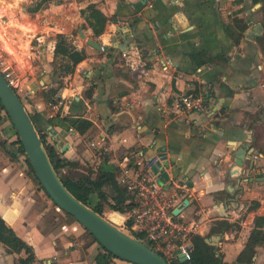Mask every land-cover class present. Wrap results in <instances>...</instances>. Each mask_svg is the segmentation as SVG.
I'll return each mask as SVG.
<instances>
[{
    "label": "crops",
    "instance_id": "1",
    "mask_svg": "<svg viewBox=\"0 0 264 264\" xmlns=\"http://www.w3.org/2000/svg\"><path fill=\"white\" fill-rule=\"evenodd\" d=\"M88 2H94L108 16L97 35L79 11ZM255 2L49 0L44 11L72 4L75 23L68 20L62 25H47L46 32L53 34L47 63L51 64L57 31L66 33L77 47H84L87 55L71 73L61 76L55 91L63 100L61 107H50L48 98L36 89L28 94L31 110L44 111L47 116L48 140L61 157L73 160L61 167L63 178L94 173L101 146L108 152L104 172L117 177L126 152L164 154L166 182H187L183 191L187 201L179 206L182 218L199 222L187 242L197 247L191 238L198 237V248L206 260L208 253L216 254L222 261L219 264L233 262L255 215H264V54L257 38L264 32V2L259 0V5L252 7ZM233 11L247 23L237 43L224 26ZM77 23L87 37L106 47L96 49L85 40L71 37ZM118 26L124 37L117 32ZM124 39L129 40L127 46ZM48 70L51 74V67ZM117 81L136 86L110 102L109 87ZM50 84L57 82L50 79L42 88ZM90 85L92 92L87 96L85 89ZM184 92L203 95L206 107L182 105L178 109L175 99ZM72 98L83 99L85 106ZM219 105L221 112H217ZM57 113L82 114L92 124L80 133L55 121ZM248 132L249 153L236 166L234 145L228 139L248 140ZM13 137L11 122L1 109L0 140L10 150L15 148ZM101 137L103 143L98 146ZM91 140L96 145L90 144ZM21 157L9 159L0 147V215L31 246L26 259L31 264H98L94 255L103 248L97 239L37 188L22 170ZM153 169L160 174L156 165ZM103 188L112 192L108 185ZM252 200L257 203L252 205ZM112 215L122 223L121 211L112 210ZM221 220L231 225L226 228ZM18 256L0 244V264H21ZM252 258V264H264V243L255 246ZM111 264L137 263L113 257Z\"/></svg>",
    "mask_w": 264,
    "mask_h": 264
},
{
    "label": "trees",
    "instance_id": "2",
    "mask_svg": "<svg viewBox=\"0 0 264 264\" xmlns=\"http://www.w3.org/2000/svg\"><path fill=\"white\" fill-rule=\"evenodd\" d=\"M49 0H36L35 4L32 6V9H38ZM61 0H55V2H60ZM259 1V0H254ZM264 2V0H262ZM80 14L84 17L88 25L92 28L93 35H97L104 29V24L108 18V16L98 8L94 2H88L84 7H80ZM238 11H233L229 16L227 22L224 23L226 32L232 37V40L237 43L242 35L243 30L245 29L247 23L245 19L237 14ZM234 28H233V27ZM258 41L260 42L261 50L264 54V32L257 36ZM109 53L107 52V55ZM87 55V51L84 47H77L72 43L69 39L68 35L62 31H57L55 33V40L52 47V56L50 59L51 63V79L52 81L57 82V85H47L40 89L39 93L48 101L51 100V96L57 91L58 87L61 85V76L71 73L77 62L83 59ZM204 60V59H203ZM201 60V61H203ZM199 61L198 63H200ZM2 71V70H1ZM3 73V71H2ZM93 85V84H92ZM92 85L86 87L85 93L87 96L91 95ZM136 86L135 83L132 85H127L124 82H113L109 87L108 98L110 102L118 96L125 94L132 90ZM21 98V96L19 95ZM22 100V98H21ZM23 101V100H22ZM72 101L80 102L83 106L85 103L83 99H74ZM24 103V102H23ZM113 106V105H112ZM3 109V105L0 100V110ZM31 119L42 139V142L46 148L48 156L51 160L52 165L54 166L57 173L60 175V169L62 166L67 165V163L73 162V160L66 159L61 157L58 154L56 147L53 142L48 140L47 133L45 130V121L46 114L44 111L38 109L28 110ZM6 114V112H5ZM7 115V114H6ZM8 120L10 118L7 116ZM55 121H62L65 123L66 128L71 126L75 128L78 132H84L91 124V119L83 116L82 114L78 115H59L57 113L55 116ZM11 122V121H10ZM12 125V123H11ZM13 127V125H12ZM14 137L11 141L15 144L14 150H10L8 147L4 145V142L0 140V147L4 150V152L8 155V158H18L20 155V165L24 173L29 176L32 182L37 186V188L41 189L43 194L51 199V197L47 194L43 186L41 185L39 179L37 178L29 159L26 156L22 143L13 127ZM133 152V151H132ZM132 152H126L131 156ZM108 152L107 150L101 146L100 147V163L97 166V170L93 173L92 171L82 173L78 178H63L64 184L67 188L80 200L84 203L93 207L99 213L103 211V203H106L109 208L115 211H124L131 204L126 199V194L124 191V187L119 182L116 174L109 175L104 172L103 162L107 160ZM102 163V164H101ZM103 185H108L112 190L109 193L107 190L103 188ZM52 200V199H51ZM53 201V200H52ZM53 203H55L53 201ZM257 203L256 200H252V205ZM56 204V203H55ZM57 205V204H56ZM67 212L66 210H64ZM69 213V212H67ZM74 219H76L71 213H69ZM77 220V219H76ZM78 221V220H77ZM219 223L228 227L231 225L230 222L226 220H221ZM264 215H255L254 217V225L248 230L247 236L244 241V245L240 248L235 255L233 261L235 262H246L247 264H252L253 254L255 252V246L257 244L264 243ZM134 235L147 243L151 248H155L154 244L146 239L140 231H135ZM99 242V241H98ZM0 244L4 246L5 250L8 252L16 251L19 253L18 261L21 264H31L25 257V254L31 251V246L16 233L14 228L8 224L5 219L0 215ZM100 246L103 250L98 251L94 255V259L98 264H111V260L113 257H119L113 254L111 251L107 250L102 244L99 242ZM221 252L218 251V256H221ZM121 258V257H120ZM169 264H209L204 255L201 253L198 247L193 246L191 248L190 258L185 260H180L179 258L168 261ZM222 263V261L220 262Z\"/></svg>",
    "mask_w": 264,
    "mask_h": 264
},
{
    "label": "water",
    "instance_id": "3",
    "mask_svg": "<svg viewBox=\"0 0 264 264\" xmlns=\"http://www.w3.org/2000/svg\"><path fill=\"white\" fill-rule=\"evenodd\" d=\"M257 5H259V1H256L252 7ZM117 32L124 37L121 27H117ZM78 33L80 36H84L81 25L78 26ZM85 41L88 45L96 49L106 47V44L100 43L97 39L91 37H85ZM122 42L127 46L129 40L124 39ZM115 45L120 47V49H123L118 42H116ZM0 100L4 111L10 118V121L22 143L26 156L29 159L37 178L47 194L58 206L71 213L92 233L103 247L111 251L113 254L137 264H169L167 259L158 251L151 248L137 236L122 229L119 224L112 221L106 215L99 213L93 207L84 203L67 188L51 163L46 148L33 120L30 117L27 107L13 86L7 81L1 69ZM221 111L222 106L219 105L217 112ZM246 136L248 140L237 141L236 139H228V143L234 145L232 154L236 166L242 164L245 153L248 152V149L250 148L249 143L251 133L248 132ZM246 141L248 142L247 144H245ZM164 157V154H158V158L156 159L157 167L160 169L159 179L162 181L168 177L162 163ZM184 201L186 202L187 198H185ZM178 209L179 207H175L173 210L176 212ZM178 258L180 260H185L184 255L180 253L178 254ZM228 264L247 263L233 261Z\"/></svg>",
    "mask_w": 264,
    "mask_h": 264
},
{
    "label": "built area",
    "instance_id": "4",
    "mask_svg": "<svg viewBox=\"0 0 264 264\" xmlns=\"http://www.w3.org/2000/svg\"><path fill=\"white\" fill-rule=\"evenodd\" d=\"M2 71L17 92V79L10 71L4 69ZM49 105L52 108L61 107L63 100L54 93L49 100ZM174 105L178 109L182 105L199 109L206 107L203 95L193 92L178 94ZM68 128L72 129L71 126ZM102 139L103 137L99 140L98 146L103 143ZM90 144L96 145V141L91 140ZM97 153L100 154V149ZM253 156L256 157L257 153ZM157 158V153L146 154L142 150H136L131 156L124 153L121 157L118 180L124 187L127 201L131 204L121 211L124 216L122 224L125 225L124 229L133 235L135 231H140L167 261L178 258L179 253L188 259L192 247L187 239L196 230L199 222L194 218L185 220L179 209L176 212L173 210L184 204L183 191L187 187V182L181 180L172 185L166 180H160L158 170L153 169L154 165L157 166Z\"/></svg>",
    "mask_w": 264,
    "mask_h": 264
},
{
    "label": "rangeland",
    "instance_id": "5",
    "mask_svg": "<svg viewBox=\"0 0 264 264\" xmlns=\"http://www.w3.org/2000/svg\"><path fill=\"white\" fill-rule=\"evenodd\" d=\"M35 1L0 0V69L10 71L17 79V92L28 110H31L28 94L34 89L36 93H39L43 83L51 79L50 70H48L51 64L47 63V57L50 38L53 34L46 32L49 28L47 25H54V22L62 25L68 20L75 23L72 4H64L67 8H52L48 12L42 9L45 8L44 6L32 9ZM77 26L78 23L73 26L71 37L85 40L87 35L80 36L77 33ZM41 33L45 35L42 36ZM103 204L102 214L107 215L124 229L125 225L118 223L115 215H112V208H109L106 203ZM191 242L197 247L200 245L199 238L196 236L191 238ZM206 256L209 264H219L220 258L216 254L208 253Z\"/></svg>",
    "mask_w": 264,
    "mask_h": 264
}]
</instances>
